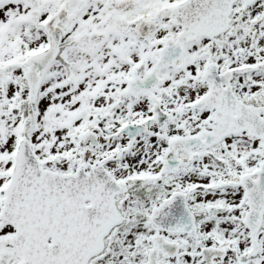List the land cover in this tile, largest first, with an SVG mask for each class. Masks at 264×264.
<instances>
[{"label":"snow or ice","instance_id":"snow-or-ice-1","mask_svg":"<svg viewBox=\"0 0 264 264\" xmlns=\"http://www.w3.org/2000/svg\"><path fill=\"white\" fill-rule=\"evenodd\" d=\"M0 264H264V0H0Z\"/></svg>","mask_w":264,"mask_h":264}]
</instances>
